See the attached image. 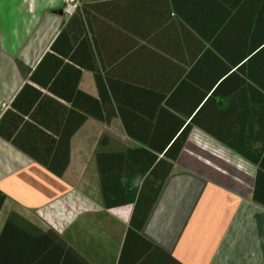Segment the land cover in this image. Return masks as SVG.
I'll use <instances>...</instances> for the list:
<instances>
[{"label": "crops", "instance_id": "crops-1", "mask_svg": "<svg viewBox=\"0 0 264 264\" xmlns=\"http://www.w3.org/2000/svg\"><path fill=\"white\" fill-rule=\"evenodd\" d=\"M223 9L233 24L247 26V46L264 34V0H84L70 17L59 14L61 0H0V234L11 213L42 234L53 232L39 237L42 248L31 264H118L132 205L103 207L94 156L139 147L131 137L166 130L152 116L158 111L154 101L133 100L135 110L126 111L131 102L123 105L122 91L136 89L137 82L145 90L154 88L151 75L193 71L198 88L207 89L200 49L206 39L192 25L221 24ZM47 53L53 57L39 67L36 83L30 76ZM254 54L264 58L262 50ZM246 73L247 92L234 103L264 104V61ZM49 76L46 85L63 94L79 76L76 91L98 99V90H115L118 96L109 97L108 122L88 117L72 134L60 178L28 155L53 152L47 140L57 139L68 117L77 118L59 91L43 87ZM182 97L188 105L186 91ZM250 113L217 118L213 135L192 126L142 226L139 236L181 264H264V171L256 182L257 167L213 139L264 137V131L256 134L264 119ZM199 122L211 125L204 113ZM69 211L74 217L64 223ZM13 232L0 241V264L29 258L28 238ZM21 248L24 254H16Z\"/></svg>", "mask_w": 264, "mask_h": 264}, {"label": "trees", "instance_id": "trees-1", "mask_svg": "<svg viewBox=\"0 0 264 264\" xmlns=\"http://www.w3.org/2000/svg\"><path fill=\"white\" fill-rule=\"evenodd\" d=\"M229 13L230 11L223 9L224 16L221 24L201 27H193L192 25V28L206 39V46L204 47L202 42L200 48L205 50L204 60L207 63L205 75L207 89L205 91L202 90L204 88L201 87V84L200 89L198 88V74L194 75L193 71L185 72L184 74L161 73L151 75V83L154 88L139 89L137 85L142 82H137L136 89L122 91L123 105L127 102H131L132 105L128 106L126 111H129V108L132 111L135 110L132 104L133 100L139 99L142 102L154 101L155 110L158 111H154L157 113L152 116H157L158 121L162 120L163 124L161 126L166 130L161 133V136L131 137L132 140L139 144V147L115 153L97 152L94 156L103 207L111 209L132 205L124 246L118 264H181L143 239L139 236V233L166 177L172 169V164L176 161L180 150L184 146L186 136L192 126L201 128L204 132L213 135L215 133L212 132L211 126L214 125L216 120H219L217 119L219 117H230L235 115V113L240 117L251 116L252 113L250 112L253 111L255 117H261V120L264 119V104L246 106L234 103L236 96H245L247 92L244 85L248 77L246 68L257 60H259V64L261 59L264 61L261 56L258 59L254 58L256 51H264V34L260 33L261 37L256 39V43L251 42L247 46L245 42L248 32L247 26L233 24ZM255 33L256 31L253 30L251 34L255 35ZM241 40L244 42H241ZM54 48L55 42L51 45L52 52L55 51ZM215 54H217L216 57ZM46 57H53V55L45 54L40 60L35 74L30 76V80L41 83L40 79L37 78L35 80L33 77H38L39 67L47 60ZM78 77H76V80L74 79L71 89L62 90L64 94L61 93L60 89H55L52 85H46L50 76L45 77L44 82H42L43 87L48 91L54 94L56 90L59 91L60 93L56 94L69 102L71 109H67L68 114H71L72 110L78 112L76 113V119L67 118L65 122L67 126L62 128L57 139L47 140L49 143L54 144L53 152L49 148L48 153L45 155L28 153L36 162L46 166L48 172L57 178L62 176L68 165L69 142L72 134L88 117L100 122H108L112 116L109 97L114 99L118 97L115 90H98V99L76 91ZM237 83H241L243 89H236ZM252 90L251 92L253 93L257 92ZM183 91L188 94V105L182 101ZM35 92L37 96L40 95L39 92ZM72 93L75 94L71 98ZM204 96L206 100L199 107V103L204 101ZM135 97L136 99H133ZM119 108L121 107L119 106ZM167 108L172 109L178 115L180 113L183 119L176 117L174 113L168 112ZM203 113L207 119V124L210 123L211 125L204 127L199 122V115ZM132 114L131 112L127 113L129 117ZM186 118L189 119L188 123L184 120ZM258 131H264L262 124L261 128L256 130V134ZM3 138L9 140V137ZM213 139L257 167V182L259 175H261V170L264 171V137L240 139L238 137L215 136ZM252 143L258 144V146L254 148ZM18 146L23 150L22 146ZM4 198L5 196L0 191V209ZM253 201L259 203L255 196ZM12 232L15 233L14 238L19 240L24 237L28 238V244L26 245L32 247L27 248L29 258H26L23 262L22 257L19 256L18 261L19 264H31L30 261L38 257V251L42 248V244L38 246V242L41 241L39 237H45L51 231H48L47 234H42L17 214L11 213L3 225L0 241H7L10 238L9 234ZM15 252L18 255L24 254L22 248L16 249Z\"/></svg>", "mask_w": 264, "mask_h": 264}, {"label": "built area", "instance_id": "built-area-1", "mask_svg": "<svg viewBox=\"0 0 264 264\" xmlns=\"http://www.w3.org/2000/svg\"><path fill=\"white\" fill-rule=\"evenodd\" d=\"M84 0H61V13L64 17H70L75 13L82 5ZM5 105L2 107L4 108ZM65 217V218H64ZM74 217L72 211H69L66 216L61 217L64 223H67Z\"/></svg>", "mask_w": 264, "mask_h": 264}, {"label": "rangeland", "instance_id": "rangeland-1", "mask_svg": "<svg viewBox=\"0 0 264 264\" xmlns=\"http://www.w3.org/2000/svg\"><path fill=\"white\" fill-rule=\"evenodd\" d=\"M52 218V217H51ZM43 219L45 220V218L43 217ZM51 219H48V221H50ZM51 224H53V221L50 222V226ZM52 227V226H51Z\"/></svg>", "mask_w": 264, "mask_h": 264}, {"label": "water", "instance_id": "water-1", "mask_svg": "<svg viewBox=\"0 0 264 264\" xmlns=\"http://www.w3.org/2000/svg\"><path fill=\"white\" fill-rule=\"evenodd\" d=\"M59 14H60V15L62 14L61 11L59 12Z\"/></svg>", "mask_w": 264, "mask_h": 264}]
</instances>
